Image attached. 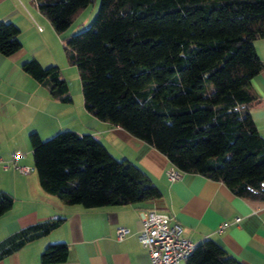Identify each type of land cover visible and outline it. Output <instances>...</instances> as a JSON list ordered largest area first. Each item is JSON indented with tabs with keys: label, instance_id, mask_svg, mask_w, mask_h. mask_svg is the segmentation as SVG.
Listing matches in <instances>:
<instances>
[{
	"label": "trees",
	"instance_id": "obj_1",
	"mask_svg": "<svg viewBox=\"0 0 264 264\" xmlns=\"http://www.w3.org/2000/svg\"><path fill=\"white\" fill-rule=\"evenodd\" d=\"M93 0H36L61 33ZM19 28L0 21V53L20 48ZM264 38V0H99L90 24L62 38L76 67L85 109L119 126L182 172L219 180L235 194L264 201V138L250 108L251 79L263 68L254 41ZM22 68L50 95L70 102L58 66L31 58ZM41 188L87 208L160 196L137 165L116 159L92 134L64 130L46 139L29 134ZM13 202L0 191V215ZM62 217L20 229L0 242L1 253L56 228ZM67 245L40 252L42 263L65 259ZM183 264H243L211 238L199 241Z\"/></svg>",
	"mask_w": 264,
	"mask_h": 264
},
{
	"label": "crops",
	"instance_id": "obj_2",
	"mask_svg": "<svg viewBox=\"0 0 264 264\" xmlns=\"http://www.w3.org/2000/svg\"><path fill=\"white\" fill-rule=\"evenodd\" d=\"M22 3L0 0V21L13 22L19 28L21 43L9 55L0 53V191L13 198L11 207L0 215V242L34 223L57 217L63 221L12 252L2 255L0 249V264H148V253L139 246L137 233L140 214L149 211L168 214L181 225V235L195 244L211 238L243 264H264V201L239 196L223 182L199 173L180 171L177 179L168 180L165 171L173 165L164 154L85 109L81 89H70L64 74L66 58L54 55L47 45L55 33L58 38L61 33L33 3ZM254 45L264 65V38L255 40ZM31 58L43 67L58 66L67 82L70 102L53 98L41 81L22 68ZM250 87L258 97L250 114L264 138V66L251 79ZM64 130L95 136L116 159H127L146 173L160 196L87 208L64 203L44 191L33 168L29 134L36 132L46 139ZM17 167H27L28 171L20 172ZM223 223L226 225L218 231ZM117 227L129 232L117 239ZM55 242L67 245L65 259L42 263L40 252Z\"/></svg>",
	"mask_w": 264,
	"mask_h": 264
},
{
	"label": "built area",
	"instance_id": "obj_3",
	"mask_svg": "<svg viewBox=\"0 0 264 264\" xmlns=\"http://www.w3.org/2000/svg\"><path fill=\"white\" fill-rule=\"evenodd\" d=\"M36 6V0H27ZM22 5V0H18ZM38 30L41 26L36 25ZM16 154L14 155V157ZM6 167V165H4ZM20 172L28 171L27 167H17ZM165 174L170 181L180 176V170L175 166L166 169ZM141 227L137 233L139 246L146 250L149 257L148 264H181L195 248V243L181 235V225L172 220L171 217L162 212H142ZM238 221L239 219L236 218ZM226 223L221 224L218 231H221ZM129 230L125 227H117L115 235L122 239Z\"/></svg>",
	"mask_w": 264,
	"mask_h": 264
},
{
	"label": "rangeland",
	"instance_id": "obj_4",
	"mask_svg": "<svg viewBox=\"0 0 264 264\" xmlns=\"http://www.w3.org/2000/svg\"><path fill=\"white\" fill-rule=\"evenodd\" d=\"M98 7H99V0H93L73 18V21L67 27V29H65V31H63V32H61V34H59L60 38H58L57 37L58 34H56L54 32L55 33L54 39L49 40L47 42V45H49V47H52L54 55H62L63 59H65L63 46H62L63 42H60V39L62 40V38L66 37L70 34L79 32L80 30H83L84 28H86L90 24L92 18L95 16V14L98 10ZM55 62H57V61H55ZM65 62L67 63L66 59H65ZM67 66H68V69L66 71H64V74L68 78L70 89H72V90L79 89L80 90L76 67L71 66L68 63H67Z\"/></svg>",
	"mask_w": 264,
	"mask_h": 264
}]
</instances>
